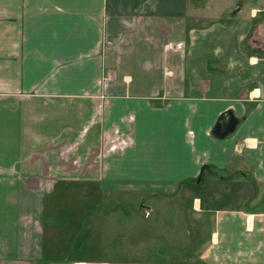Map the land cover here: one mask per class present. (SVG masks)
Masks as SVG:
<instances>
[{"label": "crops", "instance_id": "crops-1", "mask_svg": "<svg viewBox=\"0 0 264 264\" xmlns=\"http://www.w3.org/2000/svg\"><path fill=\"white\" fill-rule=\"evenodd\" d=\"M233 4L0 0V264H264V0ZM64 183L192 191L188 239L153 258L78 246L55 230Z\"/></svg>", "mask_w": 264, "mask_h": 264}, {"label": "rangeland", "instance_id": "rangeland-1", "mask_svg": "<svg viewBox=\"0 0 264 264\" xmlns=\"http://www.w3.org/2000/svg\"><path fill=\"white\" fill-rule=\"evenodd\" d=\"M196 5L201 7H208L212 0H194ZM245 1V2H244ZM233 0V9L230 12V17L235 19L238 9L244 5L254 4L257 5L261 0ZM247 1V2H246ZM220 17V16H217ZM227 18L223 15L221 18ZM222 18V19H223ZM229 18V17H228ZM84 189V188H83ZM75 183H64L60 186V190L52 197L53 210L57 213H68L71 217L67 229L62 228L60 223L56 221V233L66 232L73 226L72 235L75 237V244L90 247L89 242L94 238L91 245L94 247L103 248L104 250H116L122 255L131 256L127 251L129 248L134 247L136 254L139 257H158L169 255L179 249L185 237L181 238L180 232H176L173 225H178L177 217L192 218L196 213L194 210V200L192 191H182L178 195L170 196L167 198H159L160 205L157 206L158 200H146L140 196L135 195H113V196H100L97 190L84 189ZM206 189V188H205ZM202 189L199 193L202 196H207V190ZM219 202L227 203V191H219ZM74 204V205H72ZM147 207V208H144ZM149 208L153 209L151 212ZM101 212L108 218L109 222L106 223V228L103 229V234H97V226L92 228L89 225L90 218L96 219L97 213ZM87 218L88 223L80 228L77 218ZM161 220V221H160ZM73 221V222H71ZM96 221V220H95ZM113 221V222H112ZM160 221V223H158ZM163 221V222H162ZM162 222V223H161ZM192 228L197 224L186 223L185 226ZM170 225V229H169ZM186 229V228H185ZM182 234V233H181ZM95 237H94V236ZM97 236V237H96ZM179 237V238H178ZM186 246L191 245V239L188 240ZM77 242V243H76ZM192 248V247H191ZM125 250V253H124ZM115 252V254H116ZM77 254L74 253L73 255Z\"/></svg>", "mask_w": 264, "mask_h": 264}, {"label": "clouds", "instance_id": "clouds-1", "mask_svg": "<svg viewBox=\"0 0 264 264\" xmlns=\"http://www.w3.org/2000/svg\"><path fill=\"white\" fill-rule=\"evenodd\" d=\"M254 62V61H253Z\"/></svg>", "mask_w": 264, "mask_h": 264}]
</instances>
